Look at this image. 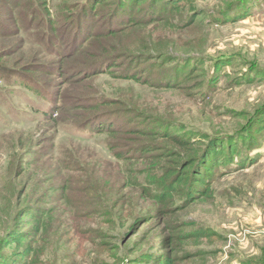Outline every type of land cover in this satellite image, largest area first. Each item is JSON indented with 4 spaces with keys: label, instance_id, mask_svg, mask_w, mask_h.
<instances>
[{
    "label": "rangeland",
    "instance_id": "374dc122",
    "mask_svg": "<svg viewBox=\"0 0 264 264\" xmlns=\"http://www.w3.org/2000/svg\"><path fill=\"white\" fill-rule=\"evenodd\" d=\"M84 1L48 0L59 28L51 36H46L40 26L45 15L32 22L25 17L28 2L21 0L12 13V1L0 4V23L4 24V31H0V264H139L137 256L157 252L166 233L158 226L139 236L131 234L136 222L133 219L148 207L142 199L135 200L126 212L117 211L116 223L108 221L104 226L81 211L82 206L97 209L101 205L89 194L96 186L95 178L81 185L74 178H107L115 173L117 162L107 147V134H97L91 128L87 133L80 131L79 125L85 120H80V112L62 108L72 103L64 102L76 90L74 82L66 79V72L79 66L80 55L77 52L72 58H62L53 46L60 43L67 47L73 42L64 16ZM194 4L197 19L182 31V42L166 45L162 38L163 44L151 47L156 50L155 57H150L155 63L141 72L150 83L168 82L185 66L184 58L204 59L202 71L191 81H204L193 91V100L172 90L156 91L121 78V69L93 78L94 86L100 97L140 99L153 112L144 128L158 129L160 125L174 132L178 127L162 124L161 112H169L173 114L170 118L184 124L186 132L197 138L203 133L231 136L238 133L248 115L264 106V79L256 71L248 72L249 67L256 66L264 75V0H250L245 14L235 9L241 18L221 23L218 0H194ZM167 51L171 57L184 55L161 63L159 54ZM220 60L223 62L216 70ZM29 69L35 74L36 91L35 83L19 73ZM242 75L257 79L240 82ZM129 118L134 117L122 115L126 124ZM263 124L264 115L258 126ZM240 143V157L227 168L228 173L220 177L218 173L212 181L215 201L175 214L211 228L214 234L200 245L192 238L191 246L203 254H192L184 264H241V260L264 264V132L257 136L253 149ZM78 154L81 162L69 170L66 160ZM249 160L251 163L245 165ZM133 162L138 173L143 161L135 158ZM70 175L74 178L66 181L65 195L56 197L55 192ZM44 213L45 219L53 218L35 234L36 222L43 224ZM15 233L30 239L34 246L33 256L25 262L19 260L21 247L16 253L13 247H5L7 238ZM41 244L45 246L42 254ZM38 248L39 256L34 260Z\"/></svg>",
    "mask_w": 264,
    "mask_h": 264
},
{
    "label": "trees",
    "instance_id": "16d2710c",
    "mask_svg": "<svg viewBox=\"0 0 264 264\" xmlns=\"http://www.w3.org/2000/svg\"><path fill=\"white\" fill-rule=\"evenodd\" d=\"M8 1H12L11 13L21 2L0 0V4ZM25 2L30 4L28 10L25 6L23 13L29 22L34 21L37 16L45 15L39 22L46 36H51V33L59 30L48 0H24L23 3ZM218 3L217 11L223 19L219 22L221 23L241 18L242 14L247 12L243 10L249 6L250 0H218ZM39 5L43 7L42 10ZM236 8H240L242 14L235 10ZM196 11L194 0H86L68 9L64 16L65 28L70 30L69 37L73 36V42L67 47L60 43L53 46V49L57 46L55 53L62 58H72L77 52L80 55L79 66L66 72V79L74 82L76 90L64 100L72 103L62 107L63 111L80 112V120L85 119L79 125L80 131L87 133L91 128L97 134H107V147L117 160L113 175L107 178L77 177L80 180L70 175L59 186L55 196L65 195V183L71 178H74L78 185L95 178L96 186L89 194L99 201L100 208L80 207L83 214L93 216L95 222L101 226L108 221L116 223L117 211H128V207L132 209L135 205V200H144L148 207L133 219L136 222L130 228L131 234L136 233L139 236L140 232L158 226H163L166 233L157 252H141L137 256L136 262L139 264H184L192 254H203L200 250H194L191 240L193 238L197 245L204 243L213 237L212 229L201 226L194 220H182L175 214L212 199L214 202L216 195L212 181L218 173L219 177L228 173L227 168L235 158L240 157L243 147L240 141L253 149L257 144V136L264 132V124L258 126L262 122L264 106L256 108L247 116L237 134L219 137L203 133L197 138L194 134L186 132L184 124L170 118L173 114L169 112H161V120L164 121L163 125L171 123L170 128L173 125L178 127L174 132L165 130L160 125L158 129L144 128L147 121L153 118V112L140 99L104 98L98 95L93 78L104 73L113 74L121 69V78L131 79L139 85L152 86L156 91L172 90L193 100V91L198 90L204 81H191L196 72L202 71L204 59L197 56L184 58L185 66L177 69L176 76L168 82L150 83L141 72L147 65L155 63L150 57H155L153 53L156 50L151 47L163 44L162 38L166 45L182 42L181 33L195 23L198 15ZM3 25L0 23L2 32ZM64 37L62 36V39ZM80 38L82 42H79ZM63 48L66 50L62 51ZM159 55L162 57L161 63H167L184 54H173L171 57L167 51L166 54ZM222 62L223 60L218 61L216 70L220 69ZM157 63H160L159 59ZM253 71L264 79L260 68H248V72ZM19 73L25 74L27 80L34 82L33 69ZM241 77L240 82L257 79L250 75ZM42 86L45 89L50 88ZM37 88L35 83L33 89L36 91ZM56 99L63 101L59 96H56ZM124 114L134 118H129L126 124L122 120ZM135 158L143 161L138 173L134 171ZM81 159L80 154L67 159L69 170L74 169ZM250 163L251 160L246 161L245 165ZM46 217L44 213L43 219ZM52 218L53 216H50L43 220L42 225L40 220H37L38 229L34 231L35 234L41 233L47 226L46 221ZM136 229L137 231H134ZM7 239L9 244H5L6 248L13 247L16 253L21 247L20 262H25L28 257L31 259L34 246L30 239L21 237L19 233ZM43 241H46L44 236ZM142 242L143 240L138 242L137 247ZM44 247L40 245L41 254ZM38 256L39 248L34 260ZM240 263L256 264L242 260Z\"/></svg>",
    "mask_w": 264,
    "mask_h": 264
}]
</instances>
